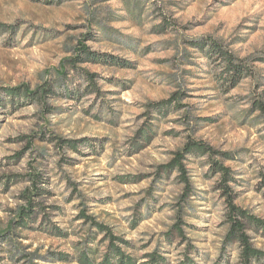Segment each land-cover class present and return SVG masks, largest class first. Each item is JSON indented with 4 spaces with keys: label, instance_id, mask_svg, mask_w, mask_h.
<instances>
[{
    "label": "rangeland",
    "instance_id": "rangeland-1",
    "mask_svg": "<svg viewBox=\"0 0 264 264\" xmlns=\"http://www.w3.org/2000/svg\"><path fill=\"white\" fill-rule=\"evenodd\" d=\"M208 39L248 68L235 87L200 47ZM80 44L129 65L77 60ZM6 86L47 89L0 114V230L26 205L29 176L43 189L37 223L15 231L26 253L103 251L83 209L140 261L156 251L167 264L236 263V245L220 251L225 204L208 164L227 167L236 204L264 218V111L253 106L264 105V0H0V95ZM164 99L169 108L152 106ZM189 140L216 154H186V189L159 167ZM178 209L183 235H168ZM41 217L64 236L40 230Z\"/></svg>",
    "mask_w": 264,
    "mask_h": 264
},
{
    "label": "trees",
    "instance_id": "trees-1",
    "mask_svg": "<svg viewBox=\"0 0 264 264\" xmlns=\"http://www.w3.org/2000/svg\"><path fill=\"white\" fill-rule=\"evenodd\" d=\"M4 28V27H1ZM4 30V29H3ZM204 44H207V55L215 57L216 61L221 65V76L224 78L225 83H229V87H235L238 82L248 76V68L237 61L230 51L223 49V47L216 41L208 39L203 42L200 46L202 49ZM78 55L82 56L83 62L89 63H109L121 66H128L129 63L123 62L117 57L106 55L104 53L91 51L90 48L85 44H80L77 48ZM86 78L93 87L94 84V73L84 72ZM228 87V88H229ZM43 90V91H42ZM47 89L41 88L38 90H30L24 86H13L4 87L1 90L0 95V114L2 109L7 106L13 105L15 102H28L35 100L40 97ZM97 90L95 87L93 92ZM172 99H164L152 103L155 109L158 111L161 109L169 108ZM260 111H264V105L259 101L254 102L253 106ZM151 129L145 128L141 133V137L146 141L150 139ZM65 145L72 149H76L78 141L66 140L63 141ZM196 153L199 155H207L211 157L212 154H216L214 150L207 144L199 141L189 140L184 143L181 151L175 153L174 157L166 164L159 167V170L164 173H169L172 170L179 172L182 177V182L185 183V187H188V178L185 174V166L183 159L186 154ZM223 154V153H222ZM209 171L214 175L219 174L218 189L221 192L222 198H224V220L227 224V228L222 240L221 252L228 250L232 246H237V260L235 264H264V249L256 247L252 241V235L250 232L259 234L264 240V218H261L247 209L239 206L235 202V195L228 187V181L231 180L229 169L224 167L221 163L213 161L209 162ZM29 182L32 184L30 187L25 189L21 195L26 205L19 206L15 210L13 219H11L9 226L6 230H0V264H7L5 260H9L11 263H19L20 261L25 264H38L39 260H45L47 262L56 261H71L74 260L78 264H167L166 258L157 254L156 251L145 253L144 261H140L138 257L126 251L125 248L130 247L128 240L118 237L112 233L105 225L95 221L92 216L87 215L85 210H80L78 214L79 219H83L85 222H89L95 229V233H103L101 243H103V251L98 252L97 247L90 248L88 245L76 248L74 253H65L62 251H48L44 255H38L33 251L32 253H26L25 246L22 245L18 236L15 237L16 230H32V226L37 223L36 217L42 212L41 207L34 199L41 195L43 189L39 187L38 177H28ZM187 191V190H186ZM187 194V193H186ZM186 196V195H185ZM185 198H183L184 200ZM44 210V209H43ZM179 209L176 211L177 221L172 226V230L168 233L171 234L173 231L179 236L183 235L182 221L179 216ZM43 213V212H42ZM41 223L39 226L40 230L49 232L57 236H64V232L57 227L49 226L47 217H41ZM39 222V223H40ZM92 240V238H90ZM6 243L8 245V251L2 247L1 244ZM5 251L7 253H5ZM220 257V256H219ZM218 257V260L220 259Z\"/></svg>",
    "mask_w": 264,
    "mask_h": 264
}]
</instances>
